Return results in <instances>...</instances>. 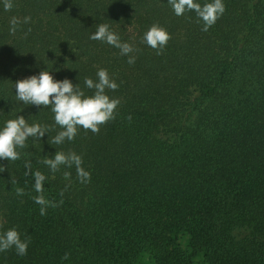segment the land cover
<instances>
[{"label":"trees","instance_id":"1","mask_svg":"<svg viewBox=\"0 0 264 264\" xmlns=\"http://www.w3.org/2000/svg\"><path fill=\"white\" fill-rule=\"evenodd\" d=\"M12 3L5 11L0 0V127L23 115L49 137L61 131L49 108L15 96L17 81L46 70L90 96L84 79L107 69L119 105L96 133L81 128L61 145L29 138L20 159L0 161V234L15 228L29 241L24 256L0 252V264H264V0H224L207 32L167 0ZM100 23L132 45L134 64L89 39ZM154 24L171 37L162 54L141 42ZM56 151L80 155L90 182L74 166L52 173L43 160ZM29 171L47 177L56 206L46 215Z\"/></svg>","mask_w":264,"mask_h":264},{"label":"clouds","instance_id":"2","mask_svg":"<svg viewBox=\"0 0 264 264\" xmlns=\"http://www.w3.org/2000/svg\"><path fill=\"white\" fill-rule=\"evenodd\" d=\"M167 3L177 17L183 16L186 12L194 11L198 21L202 22V31L205 32L215 25L226 10L224 0H210L203 5L198 0H167ZM13 6L12 0H3L5 11H10ZM30 22V16H25L22 22L17 17H13L10 20L9 31L14 34L21 23L29 24ZM170 38L166 29L154 24L143 34L141 42L156 50L157 54H162ZM89 39L101 41L119 49L121 56L128 57V64L135 63V56L130 55L134 52L132 45L121 42L120 37L110 29L108 24L96 25L95 31L91 33ZM14 86L18 102L38 109L41 106L49 108L54 114L55 124L61 128V131L54 137H49L47 126H42L39 123L29 124L23 115L4 121L3 126L0 127V161L7 160L9 163L20 159V153L17 149L25 148L29 138L43 141L47 135L48 144L61 145L65 141H73L81 128L93 133L98 132L101 125L115 118V111L119 105L118 99L106 94V90L115 91L118 84L110 78L107 69L103 68L97 71L95 81L87 77L84 79L85 88L94 90L90 96L85 95L79 83L73 84L69 79L55 80L48 70L19 80ZM43 164L52 173L59 171L61 166L68 168L74 166L80 183H88L91 180V174L82 166V157L75 152L65 154L62 151H56L54 155L46 156ZM25 168L31 169L30 162L25 163ZM5 171L8 169L0 164V173ZM29 174L33 176L34 191L38 194L33 197V201L41 206L40 214L46 215L47 207L56 206L46 200L43 195L44 182L47 177L40 171L25 173L26 176ZM64 175L65 179H69L71 174L65 172ZM11 177L12 184L18 183L12 174ZM16 194L22 196L24 190L17 188ZM28 246L29 241L22 240L21 234L15 228L0 234V252L15 248L17 255L24 256L27 254Z\"/></svg>","mask_w":264,"mask_h":264}]
</instances>
